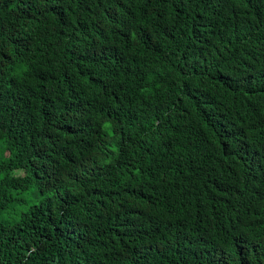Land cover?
I'll list each match as a JSON object with an SVG mask.
<instances>
[{"label":"trees","instance_id":"16d2710c","mask_svg":"<svg viewBox=\"0 0 264 264\" xmlns=\"http://www.w3.org/2000/svg\"><path fill=\"white\" fill-rule=\"evenodd\" d=\"M0 264H264V0H0Z\"/></svg>","mask_w":264,"mask_h":264}]
</instances>
